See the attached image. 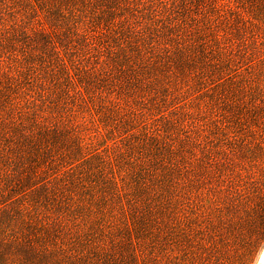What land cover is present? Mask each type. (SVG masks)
I'll list each match as a JSON object with an SVG mask.
<instances>
[{"label":"rangeland","instance_id":"1","mask_svg":"<svg viewBox=\"0 0 264 264\" xmlns=\"http://www.w3.org/2000/svg\"><path fill=\"white\" fill-rule=\"evenodd\" d=\"M264 0H0V264H257Z\"/></svg>","mask_w":264,"mask_h":264},{"label":"bare ground","instance_id":"2","mask_svg":"<svg viewBox=\"0 0 264 264\" xmlns=\"http://www.w3.org/2000/svg\"><path fill=\"white\" fill-rule=\"evenodd\" d=\"M257 264H264V247L259 252V255L257 257Z\"/></svg>","mask_w":264,"mask_h":264}]
</instances>
